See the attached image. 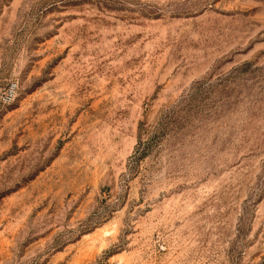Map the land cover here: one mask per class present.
<instances>
[{
  "label": "rangeland",
  "instance_id": "374dc122",
  "mask_svg": "<svg viewBox=\"0 0 264 264\" xmlns=\"http://www.w3.org/2000/svg\"><path fill=\"white\" fill-rule=\"evenodd\" d=\"M0 264H264V0H0Z\"/></svg>",
  "mask_w": 264,
  "mask_h": 264
},
{
  "label": "built area",
  "instance_id": "2783aa9c",
  "mask_svg": "<svg viewBox=\"0 0 264 264\" xmlns=\"http://www.w3.org/2000/svg\"><path fill=\"white\" fill-rule=\"evenodd\" d=\"M18 88L17 83H11L1 96V101L5 104L13 103L17 98Z\"/></svg>",
  "mask_w": 264,
  "mask_h": 264
}]
</instances>
